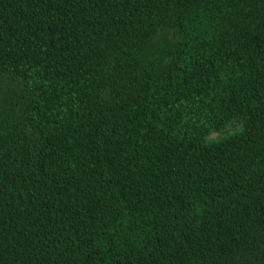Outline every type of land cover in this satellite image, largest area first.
Returning a JSON list of instances; mask_svg holds the SVG:
<instances>
[{
  "label": "trees",
  "instance_id": "1",
  "mask_svg": "<svg viewBox=\"0 0 264 264\" xmlns=\"http://www.w3.org/2000/svg\"><path fill=\"white\" fill-rule=\"evenodd\" d=\"M0 264H264V0H0Z\"/></svg>",
  "mask_w": 264,
  "mask_h": 264
}]
</instances>
